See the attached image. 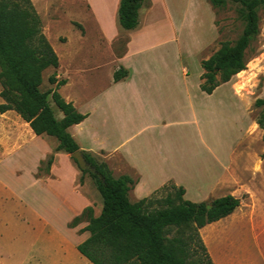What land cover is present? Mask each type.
Returning <instances> with one entry per match:
<instances>
[{
    "label": "crops",
    "instance_id": "crops-1",
    "mask_svg": "<svg viewBox=\"0 0 264 264\" xmlns=\"http://www.w3.org/2000/svg\"><path fill=\"white\" fill-rule=\"evenodd\" d=\"M98 1L102 11L111 14L104 18L93 7L95 16L101 19L99 22L105 20L117 25L119 0ZM120 35L117 29L105 33L113 56L112 75L88 93L78 90L62 93L61 89L71 81L58 71L59 66L53 68L57 79H66L57 91L86 115L67 129L80 150L104 154L114 177L125 174L136 178L128 194L132 202L150 196L171 182L181 186L183 198L192 202L231 194L241 201L234 212L250 205L259 180L264 178V157H261L264 140L262 129L251 117L250 95L244 85L236 82L239 72L208 94L200 88L202 67L192 78L182 63L179 45L174 48L173 61L167 62L155 53L156 49L165 52L161 43L166 39L154 42L150 40V31L138 29L124 35L127 38L124 46L116 53L114 42ZM119 67L126 70V75L114 80L113 74ZM225 97L232 101L237 114L234 116L236 133L230 142H223L213 129V123L219 119L220 101L226 102L222 100ZM51 107L60 119L62 112L53 103ZM10 111L13 110L6 112ZM204 121L211 124V135L207 134ZM25 124V134L19 136L37 137L28 123ZM49 137L53 136L38 135L35 163L38 170L42 161L54 155L49 172L38 175V179L54 181L57 188L47 192L46 204L38 205L36 264H93L76 248L89 235L87 231H79L87 221L74 227L68 223L88 206L93 216H97L102 207L101 197L100 207L95 208L85 194L79 167L70 154L56 151L58 142L56 138V142H51ZM60 159L66 174L59 170ZM228 216L199 229L213 264H229L216 249L220 237L212 229Z\"/></svg>",
    "mask_w": 264,
    "mask_h": 264
},
{
    "label": "rangeland",
    "instance_id": "rangeland-1",
    "mask_svg": "<svg viewBox=\"0 0 264 264\" xmlns=\"http://www.w3.org/2000/svg\"><path fill=\"white\" fill-rule=\"evenodd\" d=\"M30 1L41 19L42 32L59 58L58 71L71 81L68 87L61 89L64 94L72 90L88 93L112 75L113 56L105 33L114 29L122 34L114 42L116 53L124 46L127 39L124 35L138 29L150 31V40L154 42L166 39L161 43L165 52L155 51L163 61H173L174 48L179 45L182 63L193 78L201 70L200 61L216 51L221 42L234 41L243 28L239 5L231 0H225L219 7H213L209 0H151V4L150 0H143L138 26L133 31L105 20L100 23L93 7L98 8L97 14L104 18L111 14L102 11L98 0ZM76 24L82 26V31ZM245 57L246 68L235 78L250 95L251 117L255 119L260 108L255 107L254 102L264 98V13H260L259 32L246 49ZM52 74H56L52 67L43 70L42 90L53 86L48 82ZM222 100L226 102L221 104L220 101L219 119L213 123V129L223 142H230L236 133L234 118L237 114L230 99ZM56 113H59L57 109ZM26 126L14 111L0 113V264L38 262V205L46 204L47 192L57 188L54 181L36 176L38 136H19L25 134ZM204 126L211 135V124L204 121ZM49 140L56 142L53 137ZM90 154L109 167L104 154ZM59 163L60 172L66 174L62 169L63 159ZM43 170L44 164L40 173ZM81 175L85 194L95 208L100 207L93 179L88 173ZM171 190L170 187L162 188L150 196L163 198ZM254 192L250 205H243L212 228L220 237L216 249L229 264H264V178L259 180ZM157 205L154 203L153 207ZM173 234L174 230L170 235ZM200 251L197 248V252Z\"/></svg>",
    "mask_w": 264,
    "mask_h": 264
},
{
    "label": "trees",
    "instance_id": "trees-1",
    "mask_svg": "<svg viewBox=\"0 0 264 264\" xmlns=\"http://www.w3.org/2000/svg\"><path fill=\"white\" fill-rule=\"evenodd\" d=\"M142 1L119 0L117 22L120 27L126 30L137 27ZM231 1L239 5L243 28L234 41L221 42L216 51L200 61L203 69L200 88L208 94L246 68V49L259 32L260 13H264V0ZM209 3L219 7L225 0H209ZM76 25L82 31V26ZM58 66V56L42 32L41 19L31 1L0 0V97L3 100L0 113L15 111L35 135L53 136L58 142L55 150L71 154L80 148L67 129L86 115L78 112L57 91L66 79L49 75L48 82L54 87L40 88L43 70ZM125 75L126 70L119 67L113 77L118 80ZM51 103L62 112L60 119L55 117ZM254 105L260 108L255 121L263 131L264 140V98H257ZM81 152L96 168L97 173L80 171L93 179L102 207L97 216H93L90 206L84 208L68 225L74 227L87 221L79 231H87L89 235L76 248L90 262L213 264L199 229L233 213L240 206L239 198L227 194L209 201L192 202L183 198L181 186L169 182L159 188L172 189L163 198L148 196L132 202L128 194L136 178L125 174L114 177L105 163L98 162L84 150ZM53 158L50 154L41 162L36 176L49 172ZM43 164L44 170L40 173ZM154 203L158 205L153 207ZM172 230L175 234L170 235Z\"/></svg>",
    "mask_w": 264,
    "mask_h": 264
},
{
    "label": "water",
    "instance_id": "water-1",
    "mask_svg": "<svg viewBox=\"0 0 264 264\" xmlns=\"http://www.w3.org/2000/svg\"><path fill=\"white\" fill-rule=\"evenodd\" d=\"M70 156L75 160L77 166L79 167L80 170H88L91 173H97L96 168L94 165H92L83 155L81 150H76L73 153L70 154ZM99 178H101V175H99ZM207 208H210V205L207 204Z\"/></svg>",
    "mask_w": 264,
    "mask_h": 264
}]
</instances>
